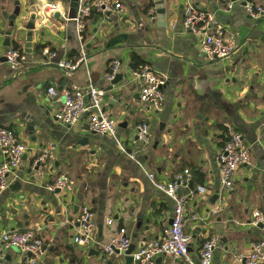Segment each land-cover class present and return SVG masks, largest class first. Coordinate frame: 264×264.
<instances>
[{
  "label": "crops",
  "instance_id": "obj_1",
  "mask_svg": "<svg viewBox=\"0 0 264 264\" xmlns=\"http://www.w3.org/2000/svg\"><path fill=\"white\" fill-rule=\"evenodd\" d=\"M74 1L0 0V54L14 43L23 51L26 30L21 26L30 8L43 17L35 23L31 53L25 54L22 69L14 73L0 65V126L12 128L27 148L19 166L8 174L7 189L0 192V233L36 230L45 245L38 264H125L121 254L106 256L96 244L73 243L79 207L85 204L94 213L97 244L107 243L122 228L136 250L159 238L173 211L172 201L148 174L168 181L188 168L192 188L179 192L194 191L187 198L184 223L191 258L199 264L201 243L215 236L212 264H243L240 258L250 243L264 241V228L250 222L254 210L264 211V18L251 17L239 1L223 10L215 0H192L213 13L236 40L230 56L209 62L199 51V39L181 26L186 0H162L161 16L152 0H118L122 10L87 19V61L77 70L64 71L57 62L72 61L79 51L74 21L67 19L75 15ZM16 3L21 14L6 46L5 32ZM47 4L58 9L48 11ZM45 48L54 56H44ZM133 53L166 77L158 112L139 106V86L130 76ZM113 60L122 75L114 84L106 79ZM50 85L57 90L72 85L106 90L102 107L117 123L116 138L94 133L86 118L74 127L59 123L55 114L61 103L47 96ZM28 119L35 123L32 132L26 130ZM142 122L149 129L148 144L135 139V126ZM229 129L243 135L250 162L237 169L232 187L222 193V211L212 217L208 210L216 203L211 197L219 192L218 155ZM49 145L54 149L48 150ZM44 151L48 159L44 175H39L33 161ZM61 174L70 189L48 190ZM200 185L206 188L204 194L195 191ZM22 259L11 249L0 264H20ZM154 264L186 263L157 256Z\"/></svg>",
  "mask_w": 264,
  "mask_h": 264
},
{
  "label": "built area",
  "instance_id": "obj_2",
  "mask_svg": "<svg viewBox=\"0 0 264 264\" xmlns=\"http://www.w3.org/2000/svg\"><path fill=\"white\" fill-rule=\"evenodd\" d=\"M221 5L223 10H231L235 2L244 0H215ZM77 7L74 21L76 34L79 41L78 55L74 60H59L57 66L64 71H74L84 65L87 61V50L84 44L83 29L85 21L92 14H106L122 10V4L118 0H76ZM48 11H56L58 5L47 4ZM243 8L247 14L255 19L264 18V0H245ZM149 15L154 16L150 10ZM181 26L184 30L192 33L199 39V51L209 62L230 56L236 47V40L218 22L213 13L200 9L192 0H186ZM44 56L53 57L46 48L43 49ZM3 58L4 60H1ZM26 55L23 51L13 47H7L0 54V65L6 64L14 73L20 71ZM119 62L113 60L106 79L111 81L118 71ZM130 76L139 86L138 102L144 111L158 112L162 109L164 102L163 87L166 84V77L150 66L144 65L139 69L130 70ZM46 94L50 99L56 98L60 101V109L56 112V120L68 127L78 125L84 118L91 131L94 133L116 138L117 123L113 117L103 111V99L106 90L87 85L85 87L64 86L57 90L53 85L46 88ZM264 129V123L261 124ZM135 139L142 144L149 143V129L145 122L135 126ZM118 147L124 152L121 142H117ZM24 143L17 138L16 132L9 127L0 126V153L3 157L0 162V192L8 187V174L15 170L26 151ZM48 150L54 149L49 145ZM133 159L132 153L127 154ZM48 159L47 151L40 153L33 161V168L37 165L36 172L44 175L45 166ZM250 162V155L244 143L243 135L240 132L229 129L228 140L224 144L218 155L219 165V192L216 203L208 210L209 216H215L222 211L224 205L222 193L230 189L233 185L234 176L237 169ZM152 184L167 196L173 203V211L170 222L166 224L160 232L156 241L142 243L131 253L133 264H154L155 257L167 256L179 259L186 264H196L190 256V237L184 233L185 205L187 198L194 194L191 189L188 194H181L180 188H188L192 182V174L188 168L176 172L172 179L162 181L155 178L153 174H148ZM48 190L68 191L70 182L65 175H58L52 183L47 185ZM197 194L206 192L205 186H197ZM250 222L253 225H260L264 228V211L259 209L251 213ZM107 223H111L107 220ZM96 224L94 213L85 204L79 207L77 217V227L73 235V243L80 246H91L96 244L101 252L112 255L115 250L119 253L126 251L130 245V240L126 236L125 230L116 231L107 243L97 244L94 239ZM218 238L211 236L205 239L198 249V263L212 264L213 251L217 245ZM15 249L22 256L20 264H38L45 252V245L36 230L27 229L23 231L11 230L0 233V260L4 258L8 250ZM243 264H261L264 262V241L250 243L248 252L240 258Z\"/></svg>",
  "mask_w": 264,
  "mask_h": 264
},
{
  "label": "water",
  "instance_id": "obj_3",
  "mask_svg": "<svg viewBox=\"0 0 264 264\" xmlns=\"http://www.w3.org/2000/svg\"><path fill=\"white\" fill-rule=\"evenodd\" d=\"M154 3V7H155V11L156 13L161 16L164 14V5H163V1L162 0H152ZM245 1V0H244ZM244 1L242 2V4H244ZM73 6L74 8L77 7V2L74 1L73 2ZM28 13V17L26 19V22L24 24H22L21 28L26 30L25 32V37H24V48H23V52L25 54H30L31 53V42H32V35H33V31H35L37 28L35 26L36 22H40L42 20V16L36 13V9L35 8H30V10L27 11ZM20 7H19V3H16V8L13 10L12 14L9 16V22H8V27L9 30H7L5 32V35L7 36L6 38V42L4 43L6 46L9 45V37L10 35H12V33L16 31V26H15V20L17 17L20 16ZM109 14V13H106ZM73 16H68L67 19H72ZM54 18L58 19L59 18V13H55L54 14ZM40 26V25H39ZM40 36L43 35V32L39 33ZM18 35V33H17ZM1 60H4L3 58H1ZM122 75L120 73H116L114 78L111 80V83H117L118 81H120ZM35 128V123L32 120L28 119V123L26 125V130L28 132H32ZM35 171L37 170V165L33 168ZM192 182H190L189 184V188H192ZM58 190H56L57 192ZM218 194H214L211 199L210 202L214 203L217 199H218ZM139 227V226H137ZM135 247L134 245L130 244L128 249L126 251H124L123 253H119L117 250H115V254H121L123 255V260L125 264H132V256L131 253L134 251ZM51 251V249H49ZM98 253V252H96Z\"/></svg>",
  "mask_w": 264,
  "mask_h": 264
},
{
  "label": "trees",
  "instance_id": "obj_4",
  "mask_svg": "<svg viewBox=\"0 0 264 264\" xmlns=\"http://www.w3.org/2000/svg\"><path fill=\"white\" fill-rule=\"evenodd\" d=\"M99 15H101V14H98V13L92 14L89 18H92V20L95 21V20H97V17H99ZM89 18H87V19H89ZM86 21H85V26H84V29H83V36H84V38L86 37V35H87L88 31H89L88 30V27L86 25ZM12 47L15 48V49L21 50V48L19 47V45L16 44V43H14ZM144 65H146V62L144 60H142L137 54L133 53L131 55L130 63H129L130 69L136 70V69L141 68Z\"/></svg>",
  "mask_w": 264,
  "mask_h": 264
}]
</instances>
